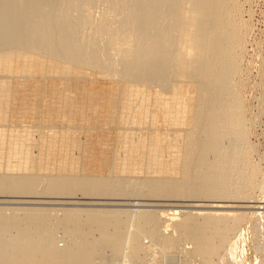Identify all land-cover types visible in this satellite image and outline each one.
I'll return each instance as SVG.
<instances>
[{
    "label": "bare ground",
    "instance_id": "6f19581e",
    "mask_svg": "<svg viewBox=\"0 0 264 264\" xmlns=\"http://www.w3.org/2000/svg\"><path fill=\"white\" fill-rule=\"evenodd\" d=\"M56 1L0 0V48L2 45V49H4L3 44L7 42L17 41L22 43L18 46L44 50L48 54V57L45 56L46 59L42 61L32 58L33 56H29V58L30 53L26 55L20 53L21 50L19 52L0 51V74H7L5 79H2L4 77L1 78L0 75V159L1 161L3 159L7 160L6 166H0V194H3V192L32 194L38 190L36 184L40 181L38 178L40 176L35 175L37 169L34 170V164L38 160L32 159V155L29 154L30 148L35 144L38 145L33 138L34 135L31 137V133L35 128L33 126L30 131L26 130L23 121L13 123L11 119L15 112L16 116L22 115L21 117H24L25 115L24 105L20 106L18 104L16 111L14 112L13 109L11 112L13 80L16 78L22 80L18 82V88L21 90L26 87L29 78H32L35 74L43 75L41 77L44 79L45 98L49 94L54 100L53 103L45 105V109L51 112L53 107L56 106L62 113L60 114L62 119H64L65 114H69V116H65L69 122L62 125L60 129L57 127L59 132L46 136L47 141L43 147L46 150L64 149L67 148L68 141H70V146L75 142L73 138L76 134L75 131L79 129L91 131L98 130V128L76 125L78 120L74 116L79 113L80 109L75 104V99L68 94L62 95L56 89L61 86L65 92H70L69 86H72V83L68 82H74L78 85L79 81L86 79V73L84 72L93 69L104 78L122 84H120L119 89L111 88L108 93L110 95L106 97L109 117L104 118L105 125L101 127L102 129L117 130L118 142H121V145L118 154L114 155V158L117 156L116 162L119 166L116 167L117 169L115 167L113 169L117 170L120 176L80 175L81 171L79 174L68 176L64 174L65 176H63V174H59V171L63 170L64 173L66 168L58 167V169L56 168L57 175L49 178V187L47 186L48 188L46 187L45 190H48V193L67 197H75L76 195H81L83 198L115 197L128 193L126 191L129 187L125 191L126 182H134L137 180L135 177L146 176L145 182L141 181L145 184L144 188L148 196L162 197L163 199L177 197L181 198L180 200L183 198L201 199L202 197L216 199L209 206V210H213L214 213H206V211V214L201 215L202 213L199 214L197 211H195L196 214L188 211L190 213L187 214L182 210L179 211V209L156 211L153 208V211L144 209L142 211L140 206H144V204L141 203L142 205H140L139 202H136L129 205L133 207L131 211L126 212L125 210L126 214L129 215V219L126 217L129 220L128 223L123 217V212H120L121 210H101L99 213H90L83 219L80 218L81 214L78 216L80 212L74 214L73 211L68 214L66 211L67 215L56 221L65 224L63 227H61V224V228H66V225L71 226V228L73 226L80 227L82 237L79 241V238H77V242L70 245V247L68 244L67 247L60 248L56 239L53 240L51 237L54 228L52 223L57 224L52 217L37 212V210L32 211L33 209L29 210L31 212L27 211L26 213L20 211L22 214L17 211L19 216L22 215V217H19L17 213L16 215L12 214L15 211L14 209L10 212L12 216L0 213V238L6 236L4 233L12 227L15 228L12 230L18 231V236L12 241H2L3 244L0 245V264H96L95 259L98 258L97 255L101 256L100 253H104V250H102L104 247H109L108 249L111 247L116 252H112L114 255L121 256L125 254L122 249L125 245L124 242L128 239L125 234L126 239H124V242L122 241V235L124 232L127 233V230L122 231L124 223L132 228V230L129 228L130 232L128 233L132 235L127 234L128 237L131 236L128 239L129 243L125 242L129 244V247L126 245L129 250L124 247V250L127 249L129 253L128 256H126L127 253L124 256L131 258L130 260L127 259L129 264H141L144 261L139 257L146 247L145 245L143 247V244L141 245L140 240L143 238L141 239L140 236L142 235L149 238V240L151 239L152 242V239H159L164 253H169L170 248H175L174 246H177L178 239L180 241L181 237L186 243L188 242L187 244L191 245L187 253L192 251L191 254L200 257L205 264L216 263L215 260H218L216 257L221 256V253H226L229 249L234 251L236 241L232 240H235L233 239L234 236L237 235L236 233L239 232L238 230L249 216V213H219V210L228 207L224 203L241 199L237 197L228 200L235 195L229 197L231 194L227 193L229 190L226 189V191L225 186L230 184L229 181L233 179L232 174L236 172L234 168L240 162L232 165L237 160L230 155L232 154L230 150L232 148L229 146L232 145L226 148L222 143V137H224L222 135L225 131L234 134L231 135L232 137H239L236 131L240 127L241 112L243 110L239 91L237 92L235 88L236 92L233 91L232 94L229 78L231 73L239 70L237 69L239 65L236 52L239 48H242L241 28L244 25L241 24L243 27L239 26L236 18L234 20L231 17L234 10L231 11L232 8H229V0H150L149 10H145V8L143 12H131L117 21L118 24L116 23L117 25L112 29L110 28L111 30L104 29L103 34L107 32L108 38L112 37L113 41L114 38L117 39L113 44H108L112 46L111 51L114 52L109 54L110 56L102 55L98 47L100 40L94 41V34L91 36L94 39H90L93 41V44H90V51L85 47H79V44L77 45L74 35L77 28L70 25L71 19L69 20L65 14L54 13L49 10L50 8L48 9L49 6L54 5L51 3ZM76 3H74V7L77 5ZM70 5L73 4L69 3V7ZM81 6L83 8V5ZM78 10L81 11V8H78ZM85 11L87 10L85 9ZM167 13L172 15V21L171 23L164 21L169 25L167 26L164 23L166 27H163L161 26L163 24L160 23L161 18ZM83 14H81V17L79 16L80 20H83L82 17L88 16ZM135 23L140 24V29L138 28L136 33L131 28V25ZM102 25L100 23L98 26L102 28ZM98 29L101 34L102 31L100 28ZM41 51L40 53H42ZM111 55H114L115 59L117 56L120 58L113 60ZM16 72L19 75H15V77L14 73ZM156 84L159 89L156 87L157 90L150 91ZM229 94L233 96V104H225V99L228 98ZM24 99L25 97L21 100ZM96 109L97 107H94L95 111ZM56 119L58 118H54L51 112L48 120ZM114 119H117L118 123L123 126V131L120 128L113 127V124H116ZM49 125H51L50 122ZM128 125L141 128L145 132L135 133L136 127L131 128ZM234 131L235 133H233ZM60 133H62L61 136L58 135ZM227 133L225 134L227 135ZM238 144H240L239 141L236 145ZM81 148L83 150V147ZM14 159L19 161L16 162ZM12 160L16 162L15 165L10 163ZM0 165H2L1 162ZM99 166L101 165L99 164ZM74 169L69 170L73 172ZM33 170L35 172H32ZM256 171L253 169L251 176L244 179H249L247 184L250 188L254 190L257 187L262 191L264 189V179H260V182L258 181L259 183L255 185L257 183L255 182L257 180L255 179L257 176ZM240 176L239 178L243 179L242 175ZM46 178L48 179L47 175ZM140 179L142 178L140 177ZM235 180L231 185L236 183ZM244 183L246 184L245 181ZM250 188H246V190L243 187V190L247 192ZM236 189L239 190V188ZM135 190L137 191V189ZM138 190L140 191V189ZM141 192L143 193V191ZM40 195L43 196V194L36 196ZM125 195V198L131 200L133 194L130 197H127V194ZM33 196L35 197V194ZM134 197L136 198V196ZM135 198L133 199L142 200L140 197V199ZM258 199L257 196L256 198L252 196V199L246 197L239 202L245 203L241 207L260 210V207H262L261 209L264 208V202L258 201ZM148 200L150 201V199ZM176 202H178L177 199ZM149 203L153 204L151 201ZM113 205H122V203ZM174 205L172 204L171 207H174ZM184 205L186 206V204ZM197 206L200 205L197 204ZM181 208L185 207L182 205ZM200 208L202 209V207ZM194 209L192 206V210ZM5 210H12V208ZM5 210L2 213L5 214ZM262 214L264 212L260 215ZM56 227L58 226L56 225ZM125 229H128V227ZM169 231H171L170 234ZM73 232L77 233V229ZM71 235H68V237ZM75 236L72 237L75 238ZM166 249L168 250L166 251ZM121 250L122 254L120 253ZM233 254L232 256H234ZM184 260L186 261V259Z\"/></svg>",
    "mask_w": 264,
    "mask_h": 264
},
{
    "label": "rangeland",
    "instance_id": "374dc122",
    "mask_svg": "<svg viewBox=\"0 0 264 264\" xmlns=\"http://www.w3.org/2000/svg\"><path fill=\"white\" fill-rule=\"evenodd\" d=\"M73 1H75V2H73ZM145 1H148V2H145ZM149 1L150 0H108V1L107 0H94V1L93 0H81V1L80 0H57L55 3H51L54 5L49 6L48 9L50 8L49 10L54 12V13L56 12V13L65 14L69 18V20L71 19L70 25L77 28L74 35H75V41L77 42V45L79 44L78 45L79 47H85L87 50L89 49L88 51H90V46L93 44L92 40L94 38L96 39V37H97V39L96 40L94 39V41L100 40L99 46L98 45L97 46L100 48L99 50L101 51L102 55H105V54L109 55V54H113L114 52H113V50L111 51L112 46H110L108 44H113L114 41L117 39L114 38V41H113L112 37L108 38L107 32H106V34L105 33L103 34V32L105 31L104 29L105 28L108 30L110 28L112 29V27H114L115 25L118 24L117 21L123 19L124 17L129 15L131 12L132 13L137 12V11L143 12L145 8H146L145 10H149L150 9ZM76 2H78V3H76ZM233 2H232V0H231V2L229 0V8H232L231 11L234 10L232 12L233 14L231 17L234 20L236 18V21L239 22L238 25L242 26V27L244 25V27L243 28L240 27L241 31H242L241 37L243 36L242 37V39H243L242 40V46H241L242 48H239L236 52L238 55L237 63L239 65V66L237 65L238 66L237 69H239V70H238V72H236L237 71L236 70L235 73H231V76L229 78V83L233 84V85L230 84V88L232 89V94L234 93L233 91L236 92V89H237V92L239 91L238 94H239V97H241V103H242L243 110L241 112L242 117L240 119V127H239L238 131H236V133L239 134V137L238 138L236 136L232 137L231 135H234V134H232L230 132L227 133L226 131L222 135V136H224V137H222L224 139V140L222 139V143L224 144V146L226 148H228L229 145H232V146H229L232 148V149H230L232 151V154H230V155L232 156L233 159H235V160L237 159L236 161L233 162L232 165H236L238 162H240V163H238V165H236L238 167H236V166H235V168L233 167L236 172H234V170H233V172L235 174L233 173L234 176L232 174L233 179L229 181L230 184H227L225 186V190L226 189L229 190V191L226 190L227 193L229 192L228 194H231L229 197L234 196V195L236 196V197L235 196L231 197L228 200H231L234 198L236 199L237 197L241 198L240 200H242L243 198L245 199L246 197L252 199V196H253V198H256V196H257V198H259L258 201L264 202V192H262V191H264V189L262 191H260V189L259 188L257 189V187H256L253 190V188H250V186H248V184H247V183H249L248 182L249 179H244L247 176H249V177L251 176V174H252L251 172L253 169H255V171L257 170L256 171V173H257L256 177L257 178L255 177V179H257V180L254 179L255 182H257L255 185H257L260 182V179H262V178L264 179V0H233ZM62 3H64V4H62ZM69 3L73 4V5H70V7H69ZM74 3L77 4L75 7H74V5H75ZM230 3H232V4H230ZM233 4H234V6H232ZM81 5H83V8ZM123 5L124 6L126 5V8H125L126 10L124 9ZM141 5L144 7H142ZM71 6L74 7L73 10H72L73 7H71ZM116 6H118V7H116ZM139 6H141L142 8ZM51 7H53V8H51ZM78 8L79 9L81 8V11H79ZM85 9L87 11H85ZM138 9H140V10H138ZM235 9H237V10H235ZM121 11H123V12L121 13ZM70 14H72V15H70ZM81 14H83L84 16L88 15L89 17L88 16L82 17L83 20L82 19L80 20ZM238 14H240V15H238ZM106 19H108L107 21L110 23H108L106 21ZM169 19H170V21H169ZM164 21L171 23L172 15L167 13V14H164L163 17L161 18L160 23L163 24L161 26L166 27L165 24L168 26L169 24H167V22H164ZM99 22L101 23V25L103 23L104 26L102 25V28L100 26H98L100 24ZM83 23H85L86 25ZM80 24L83 26H81ZM138 24L139 23H135V24L131 25L133 32L135 31L134 33L137 32L138 28L140 29V24L139 25ZM241 24H243V25H241ZM93 26H95V27H93ZM108 26H110V27H108ZM91 28L95 29V30L93 31ZM98 28H100V30L102 31L101 34L99 33L100 31ZM93 34H94V38L91 37V36H93ZM102 35H103V37H102ZM90 39H92V40H90ZM109 40H111L113 42L111 43V41H109ZM108 42H110V43H108ZM7 43H9L10 45ZM7 43L3 44V46L5 47L4 49H2L3 47L1 45L0 51L5 50L4 52H9V51L10 52H15V51L19 52L21 50L20 53H25L26 55H28L30 53L28 55V57L33 56L32 58L40 59L42 61H43V59H46L48 57V54L45 53L44 50L41 51V50H37L34 48L28 49V47L24 48L23 46H18V45H22V43H18L17 41H10ZM19 47H21V48H19ZM23 50L26 52H24ZM40 51L42 53H40ZM114 55H111L113 60L115 59ZM45 56H46V58H45ZM118 57L119 56H117L115 60L120 58V57L119 58ZM84 73H86L85 74L86 79L79 81L78 85H76L74 82H68V83H72V86H69L70 92H65V90L61 86H58L56 90L60 91V93L62 95L68 94V95H71L75 99V104L80 109L79 113H77V115L74 116L75 119L78 120L76 122L77 123L76 125H81L84 127L90 126V127H93L94 129L98 128V130H91L90 131L88 129H85V130L79 129V130L75 131L76 134L74 135L75 137H73L75 139V142L72 141L73 145L70 146V143H69L70 141H68V146H67V148H64V149L55 148L53 150H46L43 147V145L47 141L45 138L46 136H49L50 134L52 135L56 132H59L58 130L60 129V127L62 125H65L67 122H69V120L67 118H65V116H69V114H65V116L63 117L64 119H62L61 115H60L62 113H61V111L58 110V108H56V106L53 107V110L51 112H52L53 117L58 118V119L52 120V121L48 120L49 117L51 116V112H49V110L45 109V105L47 106L49 103H53L54 100L52 99L51 96H49V94H48L47 98H45L44 88H43L44 79L42 78L43 75L35 74L32 78H29L28 84L26 85V87L24 89H21V90H20V88H18V82L22 81V80L18 79V78L13 80V104L11 106V112L13 109H14V112L16 111L18 104L20 106L24 105L25 106V113H24L25 115H24V117H21L22 115L21 116L19 115L20 118H18L19 116H16V112H15V114H13L11 116V119H12L13 123H21V121H23L25 123L23 126L26 128V130L30 131V129L33 126L35 128V129L33 128L34 129L33 131L31 130L33 132V133H31V137L34 135L33 138H34V140L37 141L38 145L37 144L33 145L29 150L30 151L29 154H30V156L32 155V157H31L32 159L38 160V162L34 164L35 166L33 165L34 170L35 169H37V170H36V172L34 170L32 172L37 173V174H35L36 176H40V177H38L40 181H38L39 183L37 182V184H39V185L36 184V187L38 190L36 189L37 191L36 190L35 191L37 193L34 192L31 194V193H25V192L24 193L23 192H17V193L3 192V194H0V210H1L0 213L2 215H6V216H12L10 214V212L14 211V209H15V211L12 213L13 215L14 214L16 215L17 211L22 214V212H20V211H23L24 213H26L27 211L31 212L29 210L33 209L32 211L37 210V212L45 213L46 215L48 214L50 217H52L55 220L54 222L56 223L57 222L56 220L64 217L65 215H67V213L68 214H70V212L72 213L73 211H74L73 212L74 214L80 212L78 214V216L81 214L82 217L80 216V218L83 219L84 217H86L90 213L91 214L92 213H99L101 210H110V211L121 210L120 212H123V217L127 220L126 217H128L129 215H127L126 212H128L129 210L131 211L133 208L129 205L132 203H136V202H139L140 205L144 204V206H140V210L142 209V211H143V209L147 210V211H153V209L156 211L172 210V209L178 210L179 209V211L182 210V212L184 211V213L186 212L187 214L190 213L188 211H191L192 213L194 212L195 214H196L195 211H197V213L199 212V214L202 213L201 215H204V214L210 213V212L214 213L213 210H209V206L212 205V203H213L212 201H215L216 199H209V198L206 199V198L202 197L201 198L202 200L199 198H198L199 200L197 198H190V199L189 198H183L182 200H180L181 198H177V197L176 198H170V199L169 198L163 199L162 197L148 196L147 192L144 188V186H145L144 180H145L146 176H140L142 179H140V177H135V178H137L138 182L140 181L139 183L141 184L142 187L140 186V184L138 182H136L137 180H135L134 182L130 181L129 183L126 182L127 185L125 186L126 187L125 191L129 187L128 190L126 191L128 193H125V194H127V197H130L133 194L134 196H136V198L140 197L142 199L141 201L138 199L134 200L133 198H135V197L133 195L131 196V200H128L130 198H125L126 195L124 193L122 195H119L120 197L119 196H115V197L113 196V197H93V198L84 197L83 198V196H81V195H76L75 197H71V196L67 197L64 195H60L61 196L60 197L56 194H52L50 192L48 193L47 192L48 190H45L46 187L48 186V184L50 183L49 178H52L53 175L54 176L57 175L56 174L57 173L56 168L58 169V167L66 168V169H64L65 170L64 173H63V170L62 171L58 170L59 174H63V176H65L64 174H67L66 176H68L70 174H79L80 171H81L80 175H89V176H96V175L97 176H99V175L100 176H111V175H114L115 177L120 176L117 173L118 171L113 169L114 167L116 168L117 166H119L116 162L117 156H115V158H114V155L118 154V152H119L118 150H119L120 145H121V142H118L117 130L116 129L108 130L106 128L102 129L101 127H104V125H105L104 124V118L109 117V113H108L109 111H107L106 97L108 95H110L108 93L111 90V88L119 89L122 84L120 82L118 83V82L111 81L107 78H104L99 72H96L93 69L86 70ZM0 75H1V78L4 77L2 79L7 78L6 73H1ZM15 75L18 76L19 74L16 72V73H14V76ZM34 78H36V79H34ZM154 87H152L153 89L151 88L150 91H154V90L159 89V86H157V84ZM156 87H158V88L156 89ZM233 87H234V89H233ZM232 94L231 95L229 94V96H227L228 98L225 99V104H228V103L233 104L234 99L232 98L233 97ZM23 95H24L25 99L21 100L22 98H24V97H22ZM230 98H232V99H230ZM56 102H59V101H56ZM42 107H43V109H42ZM94 107H97L96 111L94 110ZM41 111H42V113H41ZM21 114H22V112H21ZM87 114H89V115H87ZM49 122L51 123V125H49ZM71 123H73V122H71ZM114 123H116V124H113L114 125L113 127L117 128V129L123 128V126L118 123L117 119H114ZM9 124H12V123H9ZM39 124H40V126H39ZM42 124H44V126H42ZM55 126H56V128H55ZM128 126L131 128L136 127V126L134 127L132 125H128ZM57 127L59 129H57ZM135 130H134L135 133H138V134L142 133L140 131L145 132L144 130H142L141 128H138V127H136ZM122 131H123V129H122ZM225 133H227V135ZM233 133H235V131ZM61 134L62 133H60L58 135L61 136ZM227 136H229L228 139L229 138L231 139V137H232V139L228 140ZM37 139L39 140V142ZM226 139H227V141H225ZM238 141L240 144L236 145ZM99 142H101V143H99ZM84 143H86V144H84ZM233 145L237 146L239 148L238 149L239 152L237 150V147H234ZM81 147H83V150H81L82 149ZM243 149H244V151H243ZM113 150H114V152H113ZM234 150L235 151L237 150V151L235 152ZM235 153H237L238 155H236ZM35 157H37V158H35ZM47 158L50 161L46 160ZM5 160L4 159L2 160L4 162L3 163L0 159V162L2 163V165H0V166H6L7 165V160L6 161ZM14 160L16 162L19 161L18 159H14ZM79 160H81L80 161L81 163L79 162ZM242 160H243V162H242ZM84 161H86V162H84ZM16 162H14L12 160V162H10V163L11 164L13 163V165H15ZM247 162L251 166L248 165ZM251 163L253 164V166ZM99 164L101 166H99ZM105 166H107V167H105ZM254 166L256 168H253ZM71 168H75L73 170V172H71L69 170ZM237 168H239V169H237ZM245 168H246V170H245ZM102 170H104V171L102 172ZM244 170H245V172H244ZM48 174H49V176H48ZM247 174H250V175H247ZM261 174H263V176H261ZM46 175H47L48 179L46 178ZM240 175H242L243 179L239 178V177H241ZM141 180L144 182H142ZM234 180L236 183L231 185L234 182ZM262 180H261V182H262ZM244 181L246 182V184L244 183ZM135 182H136V184H135ZM244 185H246V186H244ZM134 186H136V187H134ZM243 187H245V189L246 188H250V189L246 192L247 189L243 190ZM251 187H252V185H251ZM236 188H239V190ZM135 189H137V191H139L138 189H140V191L137 192ZM236 190H238V191L236 192ZM141 191H143V193ZM44 192L47 195L48 194L49 195L47 196ZM233 192H235L236 194ZM137 193H139L138 194L139 196L137 195ZM239 193L241 195H237ZM11 194H13V195H11ZM34 194H35V197L33 196ZM39 194H43V196L42 195L36 196ZM248 196H250V197H248ZM157 198H159V200H157ZM148 199H150L151 203H153L152 205L149 203L150 201ZM176 199L178 202H176ZM195 199H196V202H195ZM210 200H211V202H210ZM228 200H225V201H228ZM240 200H237V201L234 200L235 202H233V200H232V202H230V201L226 202L227 204L224 203L225 206H228V207L232 206V207H229V208L227 207L226 209L224 208L222 210H219V213H221V212H234L236 214H238V213L239 214L240 213H249V216L246 218L247 220H245L244 223L242 224V226L240 228L241 231L238 230L239 232H237L236 233L237 235L234 236L233 239H235V240H232L234 242L236 241L235 246L233 248L234 251L232 250L233 251L232 252L231 249H229L226 253L225 252H223V254L221 253V256L219 255L216 257V259H218V260L214 259L216 261V263L214 262L215 264H239V263L240 264H264V219H263L264 214H262L263 216L260 215L262 212H264V208L261 209L262 207H260V210L259 209L253 210L250 208L247 209V208L241 207V206H244L245 203L242 204V202H239ZM38 201H40V202H38ZM222 201H224V200H222ZM160 202H161V204H160ZM162 202H164L165 204ZM120 203H122V205H113V204H120ZM155 203H156V205H155ZM125 204H128V205H125ZM157 204H159V205H157ZM172 204L173 205L176 204V205H174V207H171ZM184 204H186V206ZM192 204H194V205H192ZM197 204L200 206H197ZM182 205L185 208H181ZM179 206H181V207H179ZM192 206H193V209L195 208L194 210H192ZM200 207H202V209ZM11 208H12V210H5V209H11ZM136 208H138V207H136ZM2 209L5 210V214L2 213L3 212ZM148 209H150V210H148ZM206 209H208V210H206ZM125 210H126V212H125ZM66 211H67V213H66ZM24 213H23V215H24ZM82 213H83V215H82ZM21 214L19 216L17 213V216L22 217ZM59 215H61V216H59ZM259 215H260V217H259ZM258 218H260V220H258ZM128 219H129V217H128ZM128 221L129 220H127V222ZM61 224L62 223H58V222H57V224L52 223V226L54 225V228H53V231L51 232L52 239L53 240L56 239L57 245L60 248L67 247L68 244H69L68 246L70 247V245H73V243L77 242V238H79L78 241L81 239L82 232L79 230L80 227L76 228L75 226L72 225L73 228H71V226L68 227L66 225L65 227L69 228V229L67 228L68 229L67 230L66 228H61L65 225V224H62V225ZM124 224H125L124 225L125 227L124 226L122 227V231L124 232V230H127V233L126 232H124V234L122 233L123 234L122 235L123 236V240H122L123 242L125 241L124 239H126V237L128 239L131 237V236L128 237V235L131 234V233L130 234H128V233L130 232V230H132V228L130 226H127L126 223H124ZM56 225L58 227L55 228ZM60 225H61V227H60ZM74 227L77 229V233L79 235L76 232H73L76 230ZM126 227H128V229H125ZM129 228H130V230H129ZM12 229H15V228L12 227L6 233H4L6 236H3L2 238H0L1 239L0 245L3 244L2 241H4V242L12 241L15 237L18 236V233H17L18 231L15 232ZM16 230H18V229H16ZM170 232L171 231H169V234H170ZM1 233H3V232H1ZM71 234H73V235H71ZM125 234H126V237H125ZM7 235L10 237H8ZM53 235L55 236V238ZM68 235H71V236L68 237ZM72 236H75L76 239L73 238ZM238 237H239V239H238ZM3 238H4V240H3ZM140 238L141 239L143 238L142 240H140L141 245L143 244V247L146 246L144 248V251H142L141 255L139 256L142 258V260H144L141 262V264H145V262H146V264H186L188 261H189L188 264H203V263L205 264V262H202L200 257H197V256L191 254L192 251H189V253H187V251L189 250L191 245L187 244L188 242L186 243L183 239H181V237H180V241L178 239L177 246H174L175 248L169 249V253L168 252L164 253V249L160 245L159 239H156V240L152 239L153 240V242H152L151 239L149 240V238H147L146 236L142 235V236H140ZM128 239H126L125 242L129 243ZM125 242H124L125 245L123 246L122 250H123V253H125V254L127 253L126 256H128V254H129L128 250L129 249L126 247V245L128 246L129 244H126ZM156 242H158V243L156 244ZM236 243H237V245H236ZM179 244H180V246H179ZM186 244H187V247L185 246ZM124 247H126L128 250L126 249V251H125ZM108 248L104 247L102 249V250H104L103 251L104 253H100V254H102L101 256L97 255L98 258L95 259L96 264H129L128 261L131 258L130 259L128 257L126 258V256H124L125 254L121 253L122 250L120 251V253L122 254L121 255L122 257H121L120 255H114L112 253L114 250H112L111 247H110V249H108ZM167 250L168 249H166V251ZM183 251H185L184 254H183ZM100 252H102V251H100ZM98 254H99V252H98ZM232 254L234 256H232ZM244 254H246V255H244ZM129 257H130V255H129ZM222 257H224V258H222ZM195 258H196V260H195ZM127 259H129V260H127ZM184 259H186V261ZM232 261H234V262H232ZM219 262H221V263H219Z\"/></svg>",
    "mask_w": 264,
    "mask_h": 264
}]
</instances>
